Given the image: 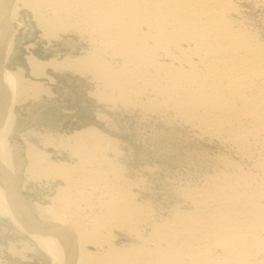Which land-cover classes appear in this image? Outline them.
<instances>
[{
	"label": "bare ground",
	"instance_id": "bare-ground-1",
	"mask_svg": "<svg viewBox=\"0 0 264 264\" xmlns=\"http://www.w3.org/2000/svg\"><path fill=\"white\" fill-rule=\"evenodd\" d=\"M22 9L48 44L73 34L85 52L47 59L29 52L32 79L21 66L6 67ZM259 10L264 0H0V214L28 237L25 249L33 241L50 264H264ZM48 69L88 73L101 102L168 115L232 155L217 153L210 171L173 188L175 205L165 211L144 198L146 182L130 175L118 141L95 127L42 137L72 162L22 139L26 186L33 182L49 203L29 202L15 177L22 160L14 162L9 140L13 106L52 94L39 80H54Z\"/></svg>",
	"mask_w": 264,
	"mask_h": 264
},
{
	"label": "rangeland",
	"instance_id": "rangeland-1",
	"mask_svg": "<svg viewBox=\"0 0 264 264\" xmlns=\"http://www.w3.org/2000/svg\"><path fill=\"white\" fill-rule=\"evenodd\" d=\"M259 13L264 15L263 10H259ZM20 14L21 17L13 23L18 31L14 40V54L6 63L9 69L15 70L17 66H21L25 69V76L32 79L26 62V55L29 52L44 59L63 58L68 54L81 56L85 52L86 41L78 39L73 34L67 36L68 40L53 39L48 44V41L41 36V29L31 15L28 17L29 13L23 9ZM253 15L256 13L253 12ZM47 72L54 80H48L43 76L39 80L50 87L52 94H42L36 99L28 97L13 106L14 130L9 140L14 148V162L16 163L18 159L22 160V165H17L14 171L19 191L29 202L49 203L45 197V191L41 192L33 182L28 181L26 186L24 139L52 153L54 159L72 162L74 158L68 151L57 152L52 147H44L41 142L42 137L69 135L76 130L89 126L95 127L118 141L123 157L121 161L130 175L144 178L146 182V189L143 191L144 198L154 208L158 206L165 211L175 205L176 198L174 194H171L173 188L189 180L197 181L202 174L210 171L213 158L217 153L232 155V150L217 140L203 136L185 124L173 121L168 115L159 116L144 112L143 114L137 109L123 108L119 103H113L114 107L112 103L104 99H102L104 102H101L98 95L100 87L88 73L82 76V74L71 71L56 73L48 69ZM158 207L156 209H159ZM9 221L0 214V245L2 246L0 264H50L49 257L33 245V241H30L28 249L23 247L24 238L28 237L22 235ZM9 242H12L18 251L17 255L7 249ZM31 247L32 249H29ZM21 248H23L22 251Z\"/></svg>",
	"mask_w": 264,
	"mask_h": 264
}]
</instances>
